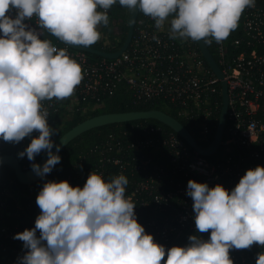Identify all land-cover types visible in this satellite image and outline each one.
Instances as JSON below:
<instances>
[{"label":"clouds","instance_id":"obj_1","mask_svg":"<svg viewBox=\"0 0 264 264\" xmlns=\"http://www.w3.org/2000/svg\"><path fill=\"white\" fill-rule=\"evenodd\" d=\"M116 3L150 16L157 29L169 23L173 39L211 44L209 37L220 43L237 29L256 0H0V139L19 143L38 131L18 157L34 161L46 152L42 166L31 164L41 178L61 160V146L52 151L56 130L41 102L71 96L83 79L81 65L65 48L42 39V32L66 44L91 46ZM10 10L14 16L6 14ZM33 17L36 27L26 22ZM128 183L124 174L105 180L95 172L83 187L45 182L36 197L41 212L35 227L13 237L27 249L17 264H233L230 249L264 246V166L246 170L231 190L190 179L186 194L193 200L197 233L211 230L210 237L190 235L188 244L167 253L137 222L135 204L125 196ZM256 264H264V253Z\"/></svg>","mask_w":264,"mask_h":264},{"label":"built area","instance_id":"obj_2","mask_svg":"<svg viewBox=\"0 0 264 264\" xmlns=\"http://www.w3.org/2000/svg\"><path fill=\"white\" fill-rule=\"evenodd\" d=\"M6 14L14 16L15 11ZM26 22L36 27L35 17ZM239 26L242 37L236 40L217 43L208 38L227 89L226 124L219 148L229 153L226 159L213 162L179 136L153 126L138 142L139 148L151 147L156 153H162L163 148L168 168L150 159H136L132 169L142 172V177L125 196L135 204L137 222L165 246L166 253L172 246L188 244L190 235L199 234L205 240L210 237L211 230L197 233L193 200L186 194L190 179L210 187L219 183L231 190L246 170L264 166V0H256L255 7L244 10ZM169 27L166 23L162 30L157 29L150 16L137 18L129 46L113 60H93L61 41L53 43L51 34L43 30L42 39L65 48L81 65L83 79L71 96L42 101V110L48 118L58 113L63 118L72 112L86 115L124 84L136 105L153 101L172 105L181 120L198 126L200 139L207 142L222 105L221 79L211 71L197 44L191 38H171ZM260 253L264 246L256 243L229 250L233 264H256Z\"/></svg>","mask_w":264,"mask_h":264},{"label":"trees","instance_id":"obj_3","mask_svg":"<svg viewBox=\"0 0 264 264\" xmlns=\"http://www.w3.org/2000/svg\"><path fill=\"white\" fill-rule=\"evenodd\" d=\"M107 13L109 24L99 25L100 30L98 31L101 33V39L93 45L85 47L114 52L122 46L132 11L116 3L107 10ZM145 16L147 15L140 11L138 18L140 19ZM240 37H242V34L240 26H238L237 29L230 32V35L225 40L230 42ZM50 39L53 43L60 44V40L52 34ZM192 42L196 43L193 40ZM206 46L212 57L217 60L213 44H206ZM87 55L93 60L100 59L95 55ZM147 110H159L175 118L186 128L201 148H207L213 140L221 105L215 116L214 129L211 136L205 142L200 139L198 126L195 123L181 120L172 105H167L161 101L136 105L130 89L126 85L120 84L113 94L102 102L99 108L89 114L81 115L78 112H72L68 118H63L64 116H61V113L51 115L48 118V123L56 131L50 138L56 142L66 131L75 125L100 114ZM150 126L160 128L161 132L175 134L170 128L155 120H138L92 129L83 133L62 149L59 152L61 156L60 162L53 167L50 173L32 185L19 183L14 176V172L9 167L1 166L0 264H17L18 258L22 257L27 251L23 247L24 242L13 237L16 233L22 232L26 228L35 227L36 217L41 212V209L36 204V197L45 182L49 180L57 182L67 180L70 185H79L81 187L91 172L101 174L105 180H109L111 177L119 174H124L129 181L126 186V192H130L134 184L142 177V172L132 169L136 163V159H150L153 163L168 168L165 155H163V148H161L162 153H156L151 147H138V142L148 136L145 130ZM38 134V131L34 130L30 136L23 138L19 143L6 142L0 139V155L13 154L23 169H30L31 164L33 162L37 163L46 152L42 151L40 154H37L34 161H30L26 155L20 158L18 157V153L27 147L31 142V138ZM228 154L223 150H218L214 155L206 157L218 163L224 161ZM116 160L121 161V163H114ZM127 162L129 164H126ZM123 163H125V166L121 168L120 166ZM37 236H39V230H37Z\"/></svg>","mask_w":264,"mask_h":264},{"label":"water","instance_id":"obj_4","mask_svg":"<svg viewBox=\"0 0 264 264\" xmlns=\"http://www.w3.org/2000/svg\"><path fill=\"white\" fill-rule=\"evenodd\" d=\"M139 10L132 11L128 30L126 33L125 40L122 46L114 52H106L101 50H94L85 46L79 45H70L66 44L68 47L74 50L82 51L87 54L95 55L99 58L113 60L118 58L129 46L132 36L133 30L136 23V20L139 15ZM197 47L199 49L200 54L204 58L205 62L211 69V71L221 79V95H222V105L220 110V115L218 119V123L216 126V130L213 136V140L207 148H201L195 139L188 133L186 128L175 118L167 115L166 113L159 110H147V111H133V112H124V113H109V114H100L91 118H88L79 124L75 125L68 131H66L55 143L52 151L55 153L56 148L55 144H59L60 151L64 149L71 141L81 136L83 133L90 131L95 128H99L102 126L113 125V124H121L126 122L138 121V120H155L166 127L170 128L175 134H177L181 139H183L193 150H195L198 154L202 156L210 157L214 155L220 148L221 142L224 136V129L226 124V111H227V89L226 83L223 80V75L215 61L209 52L206 43H204L203 39L199 41H195ZM59 151V152H60ZM47 153H45L37 162L39 165H43V163L47 160ZM7 166L13 172L17 181L23 185H32L39 182L42 178L38 176L32 169H23L19 164L18 160L13 154H5L0 155V167ZM46 176V175H45ZM44 176V177H45Z\"/></svg>","mask_w":264,"mask_h":264},{"label":"rangeland","instance_id":"obj_5","mask_svg":"<svg viewBox=\"0 0 264 264\" xmlns=\"http://www.w3.org/2000/svg\"><path fill=\"white\" fill-rule=\"evenodd\" d=\"M98 30H100V27H99V25H98ZM100 39H101V38H100ZM100 39H99V40H100Z\"/></svg>","mask_w":264,"mask_h":264}]
</instances>
